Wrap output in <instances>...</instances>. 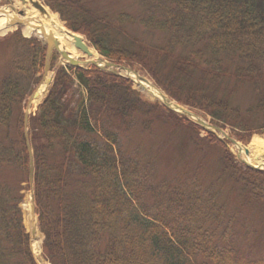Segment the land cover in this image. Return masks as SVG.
<instances>
[{"label":"trees","instance_id":"obj_1","mask_svg":"<svg viewBox=\"0 0 264 264\" xmlns=\"http://www.w3.org/2000/svg\"><path fill=\"white\" fill-rule=\"evenodd\" d=\"M93 1L47 0L101 55L145 72L238 140L264 134V0H135L138 13ZM10 37L19 52L0 81V264H37L20 207L30 173L24 101L40 80L46 47ZM69 70H57L30 118L48 264H264V207L241 215L246 205H264L263 170L239 166L225 141L201 135L202 127L149 100L130 79L94 66ZM243 87L255 102L241 108L234 100ZM159 125L168 127L166 140L148 156ZM137 128L149 139L124 145ZM181 128L194 132L195 153L220 150V179L242 194L231 211L218 191L201 188L197 173L153 180L161 147Z\"/></svg>","mask_w":264,"mask_h":264},{"label":"rangeland","instance_id":"obj_2","mask_svg":"<svg viewBox=\"0 0 264 264\" xmlns=\"http://www.w3.org/2000/svg\"><path fill=\"white\" fill-rule=\"evenodd\" d=\"M39 1L44 3V0H39ZM95 1H93V3H96ZM11 2H15V4H17L22 9H27V8L32 7L31 5L24 6L21 0H0V9L2 7L10 6ZM98 2L100 5L99 7L104 8V9H110L113 11H117L118 9H127V10L132 11L133 13H138L141 10L135 0H99ZM33 10L36 11V16H40V17L43 16V13L39 9L33 8ZM50 11L52 13H55L58 20L61 22V24H63V26H65V21H63L59 17L58 13L53 12L52 10H50ZM134 32H136L137 35L139 34L138 30H135ZM21 33H23V34L25 33L23 31V29H22ZM33 34L37 35V33H33ZM33 34H31V35H33ZM2 36L3 35L0 34V38ZM5 47H6L5 45H2L0 43V55H1L0 56V73L7 66V62H4V57H2V56H4V54H6V52H4ZM76 50H77V56L78 57H81V59L87 58V56L84 55L82 51H80L79 49H76ZM98 57H99V55H98ZM53 63L55 65V67L50 70V74L51 73L54 74L53 75V78H54L56 67L58 65H66L67 61L57 51L54 54L52 65H53ZM113 70L115 72L127 75L128 77L130 76L121 67L115 68ZM138 72L141 75L148 78V76H146L144 73H142V71L139 70ZM131 77L134 78L133 76H131ZM40 81H41V79L38 81V83L36 82L37 84L35 83L32 91L39 85ZM134 85H135V87H137L139 90H141L143 92V94L146 98L151 99V100H157V99L151 97L146 91L142 90V88L138 85V83L136 81H134ZM31 92L28 94L29 96L27 95L28 99L31 96L30 95ZM234 102L237 103L241 108H244V107H247L249 104L254 103L255 98L253 97V95H252V93L248 87H243V91H241L239 93V96L235 98ZM36 109L32 110L28 106H26L25 111L28 113L29 118H30V115H32ZM210 118L211 117H209V116H208V118H206V120L209 123H210V121H209ZM27 130H28V132L30 131V120L28 121V129ZM137 130H139V128L134 129V131L133 130L132 131L135 132ZM132 131L128 134V136H124V139L122 140L124 145H126V144L142 145L145 143V140L149 139L147 134L143 135L139 131H137V133H133ZM167 131H168V127L166 125H159L156 127L155 132H156V135H158V138L155 140L150 139L149 143L151 142L152 145H149V143H148V147H149V150H148L149 154H147L148 156H153L155 153V148H157L163 141L166 140L165 135H166ZM177 132H180L181 135H175L171 138L168 137L167 143L161 147V150L163 151L162 155H161L162 157L161 156L159 157V155H160L159 154L155 159V163H156V166L158 169H156V171L154 172L153 180L156 182H158V181L172 182L176 179L177 176H179L180 174L182 175L185 172H186V174H188L187 172H191V174L197 173L200 175V186H201V188L202 189H211L213 191H218L217 197L220 200H222V202H226L227 208L231 211L232 208L236 204H239L240 199L242 197V194H241V192H239L238 189H236V187L231 182H229L228 180L223 181V179H220V176H221L222 170H223L222 160H220V156H221L220 150H218L217 148L216 149L212 148V147L208 148V147H205L202 145L203 148L205 149V151L203 153H195V150L193 149L194 147L190 143V137L194 136V132L192 131V129L181 128ZM216 133L223 138H224V133H226L228 136L233 135V131L230 129V127L224 129L223 131L217 130ZM201 135H206V132L201 130ZM254 138L264 139V135H254L252 140ZM153 144H155V145H153ZM249 144L245 145V146H249ZM228 146L234 152V154H235L238 162L240 163V165H242V166L246 165L245 159L248 157L247 154L246 153L241 154L232 140H228ZM129 149L131 150L132 148H129ZM190 151H193V157L191 159L192 161L191 160L186 161L185 159H186V157ZM142 152L144 153V151H142ZM202 155H205V156H202ZM261 156L264 157V154ZM198 161H201L203 164L197 165ZM30 188L31 187H30V185H28V183H23V192L25 195L24 200L22 202V208H23V214H24V223H25L27 231L31 234V244H32V248L35 252V256L37 254H39L36 257L38 258V260L41 264H45L46 261L43 259L44 258L43 255L41 256V254H40V252L42 253L41 250L43 249V244H42L43 243V235L39 229L38 221L37 220L35 221L36 222V228L34 229V227L32 226V221H31L30 215L26 214L25 204H26V200H27V195H29L30 190H31ZM254 204L255 203H253L250 206H246L244 213L241 214L242 218H243V216L250 215L251 212L253 214H258V210L261 207H264V205L261 203L255 204V205ZM262 239H261L260 244L262 247H264V237Z\"/></svg>","mask_w":264,"mask_h":264},{"label":"bare ground","instance_id":"obj_3","mask_svg":"<svg viewBox=\"0 0 264 264\" xmlns=\"http://www.w3.org/2000/svg\"><path fill=\"white\" fill-rule=\"evenodd\" d=\"M30 2L31 0H26ZM18 6L17 4H15ZM4 10H10L9 7H6ZM27 14L29 16V19L31 20L30 27H26L25 33L26 34H31L33 31L47 33L51 31L56 39L58 40V46L62 50H66L70 53V57H76L77 55V50L75 46L73 45L75 38L74 35L71 32H68L63 24L58 20L57 16L55 13H52L48 8L47 11L43 14V16H36V11L33 10V8L29 9L27 11ZM12 14L6 13L2 18H0V31H6L7 27L5 26V20L11 21L12 20ZM8 17V18H7ZM38 17V18H37ZM42 30V31H41ZM97 53L96 51L93 50V54L89 55L87 57L86 61L90 60H96L97 59ZM126 71V70H125ZM128 74L134 77V80L140 85V87L145 90L151 97L155 99H161L163 101H167V97L165 94L157 88L150 80L142 77L139 73H136L134 71L127 70ZM47 83L43 84L41 87V92L39 93L38 97L33 100L31 107L35 108L38 103L41 101L43 96L45 95L47 88L49 86L50 82V77H46ZM170 105L174 106L177 108L179 111H185L184 108L182 107H177L176 104L172 101H170ZM196 117V116H195ZM236 147L240 151L241 154L245 153L247 150V158L245 159L247 163L253 164V165H259L264 167V157L261 155L264 154V139L262 138H254L249 146H244L242 143L237 142ZM26 214L33 215V203H32V197L31 193L27 195V200H26ZM34 221V220H33ZM32 226L35 227L36 224L32 222Z\"/></svg>","mask_w":264,"mask_h":264},{"label":"water","instance_id":"obj_4","mask_svg":"<svg viewBox=\"0 0 264 264\" xmlns=\"http://www.w3.org/2000/svg\"><path fill=\"white\" fill-rule=\"evenodd\" d=\"M33 4L35 6H37L38 8H40L42 11H45V8L43 7V5L37 3V2H33ZM19 23H23V24H27L28 21L27 20H23V19H19L18 20ZM74 35V38L76 40L75 44L78 48H80L82 51H84L85 53H87L88 55H92V51L91 49L89 48V46L83 41L82 37L80 35H77V34H73ZM46 37V40L48 42V51H47V63H46V68H45V72L48 71L49 69V66H50V60H51V57H52V54H53V49L56 48L58 49L61 54L64 56V57H67L69 60H70V63L73 64V65H78L79 64V61L76 60V59H72L71 57H69V55L63 51V50H60L59 49V46H58V43L57 41L53 38V36L50 34V35H45ZM93 64L99 66L100 68H104L106 66H115V64L113 63H110L108 61H105L103 59H99V60H96V61H92ZM104 63V65L102 64ZM45 79V77L43 78ZM39 90L41 91V87L40 89H38L34 95H32V98L37 96L39 93ZM166 105L170 106L167 102H165ZM187 115H193L194 113L189 111V110H186L185 112ZM197 116V115H196ZM27 120V119H26ZM196 121L200 124H202L203 126H206V122L200 118L199 116H197V119ZM31 176H32V172H31Z\"/></svg>","mask_w":264,"mask_h":264}]
</instances>
